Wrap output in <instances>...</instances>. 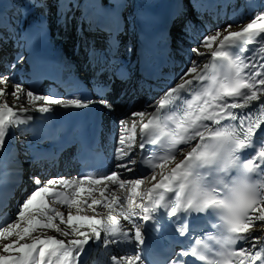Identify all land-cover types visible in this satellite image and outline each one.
Segmentation results:
<instances>
[{
  "label": "snow or ice",
  "instance_id": "6c2138e0",
  "mask_svg": "<svg viewBox=\"0 0 264 264\" xmlns=\"http://www.w3.org/2000/svg\"><path fill=\"white\" fill-rule=\"evenodd\" d=\"M52 2L65 26L79 10L80 21L86 20L91 30L109 34V47L103 51L93 47L88 56L90 63L102 61L97 78L111 73L118 63L117 36L123 30L125 0ZM28 3L50 11L48 0ZM228 5L229 0H223L219 6ZM200 7H206L200 0H176L171 14L174 24L182 22L180 34L192 45L187 50L180 44L173 47L171 33H140L142 66L152 68L164 55L177 71L163 84L148 83L159 80L151 74L138 82L137 90L149 97L158 90L159 95L116 120L112 170L46 180L33 175L30 191L15 179L19 163L8 150L15 132L23 126L36 134L33 125L40 120L41 136L58 140L64 125L50 127L57 108L71 115L87 113L97 105L110 114L117 107L109 93H96L97 87H106L103 83L93 85L95 95H86L78 81L69 84L45 76L46 66L60 70L62 65L39 50L49 35L44 23L28 25L26 8L16 17L0 10V43L11 40L20 49L8 65L11 71L0 73V167L8 169L10 177L0 189V211L5 216L0 220V240L5 241L0 246V264H85L84 254L94 244L110 257V264H264V11L238 30H232L237 23L233 20L217 27L214 34H193L188 29L194 21L188 17ZM17 17L24 18V28ZM136 18L151 22L143 14ZM25 49L30 55L24 54ZM180 57L188 63L181 66ZM202 61L206 62L201 66ZM26 62L32 64L34 82L54 79L72 89V95L41 93L34 84L26 87L15 73ZM117 75L132 76L123 65ZM9 95L16 104L8 102ZM25 99L30 108L20 103ZM70 142H78L85 156L94 148L78 128ZM10 186L24 191L11 215L6 211L11 205L6 200ZM201 216L213 232L205 233V226L195 222ZM212 217H218V222ZM169 226L195 244L169 249V259L155 261L150 234H165ZM113 247L128 254L113 255Z\"/></svg>",
  "mask_w": 264,
  "mask_h": 264
},
{
  "label": "bare ground",
  "instance_id": "6f19581e",
  "mask_svg": "<svg viewBox=\"0 0 264 264\" xmlns=\"http://www.w3.org/2000/svg\"><path fill=\"white\" fill-rule=\"evenodd\" d=\"M81 1H84V0H80V3ZM215 1L220 2V4L223 3V0H200V2L204 4L206 7L198 8L197 13H192L190 17H188L194 21L193 24L189 25L188 30L190 33L214 34L217 27L227 23L226 19L223 16H220L218 13L211 15L209 17L206 14ZM64 2L69 3L70 0H64ZM125 2L127 6L122 11L123 30L119 33L118 37L120 39V42H126L127 45H125V48H127L128 46L133 49L131 53L128 52L126 49L124 50V52L122 50V54H120L122 57L127 58V64L132 63L134 58H137V57L139 58V53H140V48H141L140 33L142 32L149 36H158L161 33L167 35L168 33H171V37L173 40V47H175V44H180L179 41L182 42L180 46L185 50H187L189 47L192 46L188 42V38L180 34V25L182 22L177 21L174 24L171 19V14L174 11V5H175L176 0H125ZM232 2H233L232 0H229L228 7L232 5ZM37 3H39V0H37ZM48 3H49L50 11L47 9H44L43 6L34 8L28 3V0H3V4H0V10H3L8 15L11 14L13 17H16V14L18 12H21L26 8L27 9L26 18H27L28 25L34 26L35 24L37 23L39 24L42 21L44 25L46 26V28L48 29V32H49L48 40H50V38L53 37V32L50 31L49 17L51 14L55 13L56 5L52 2V0H48ZM253 3H254L253 5L254 10H252L253 13L245 14V17L248 20L256 13L260 11H264V0H255V2ZM75 13L81 15V12L79 10H76ZM239 13L240 12L238 9H234L231 20H235L236 18H238ZM137 14H143L144 16L148 17L151 22L147 24L142 23L140 19L136 18ZM129 17H131V24H132L131 26H129V23H130V20L128 19ZM16 22L20 28L25 27L23 17H17ZM133 24H134V27H133ZM241 26H236L232 30H238ZM19 50L20 49L17 47V45L11 40L0 43V54L3 52L5 53V57L3 59L0 58V73H7L11 71L8 65L14 59L17 51ZM39 50L50 61H52L51 56H50L51 47L49 44L46 47H44V45L39 46ZM201 51H204V49L201 48ZM208 58L210 59V57ZM167 62L169 63V60L165 56V63ZM179 62L181 66L186 65L188 63V61L185 60L183 57L179 58ZM204 62L206 61L201 62V66H202V63ZM26 63L30 67H32L31 62H26ZM67 63H71V62L67 61ZM47 67L48 66H46L44 69H46ZM138 67H139V63L137 61L135 64V68L138 69ZM160 71L163 72V69H161ZM172 71L174 73L175 71H177V69L173 68ZM15 73H16L17 79H22L25 86L27 87L28 85L26 82L28 81V77H27L28 74L24 70L23 66L19 65L15 69ZM173 73H171V75ZM163 79H162L163 83H166L170 78L164 79V80ZM47 84L48 83H44L43 85H40L38 87L41 93H47L48 91ZM135 84H136V81H133L132 85L134 86ZM85 93L93 95L94 94L93 86H88V90H85ZM147 98H148V93H143L142 95L138 96L133 101V104H125L123 107L120 108L122 109L121 111L120 109H117L116 112L112 113L111 116L113 118L112 121L114 125L116 126L115 122L117 119L124 116V111L126 112V116H128L130 111H136V110L141 109L144 106V103L148 101ZM6 99L8 100L10 104H16V101L10 95L6 97ZM110 99L113 101L114 96L112 97L110 96ZM113 102L117 104V101H113ZM20 103L23 104V106L26 108L31 107L27 103L26 99L20 101ZM136 119L138 121L140 118H136ZM128 123L129 125H131V120H129ZM22 128L23 127H21V130ZM21 130L14 133V137H15L14 140L16 144L18 143V147L20 149L27 147V143H28L26 140H24L27 136H22ZM12 143H13L12 141L9 142V144H12ZM9 144H8V148H9ZM9 152L11 151L9 150ZM23 160L25 161L26 158H24ZM3 170L6 172L9 171L3 167H0V178L2 176ZM110 170H112L111 164L108 165V171ZM24 180H25V183H22ZM18 181L19 183L22 184V189L29 191V187L30 185H32V182L30 183L29 181H27L25 176L23 178L21 176ZM14 195H15V199L12 198L13 193L11 196L9 195V197L7 198V200L11 201V205L6 209L9 215H11L14 212L16 200H19L23 197L24 191L15 190ZM117 195H120L119 191H117ZM98 210L102 211V209H98ZM63 211L66 212V209H64ZM1 212L3 211H0V214ZM48 234L55 235L56 233H54L51 230H48ZM4 242L5 241L0 240V246H2V243ZM123 252L124 251L120 249L113 250V254L118 255V256H122ZM84 260H85V264H90L88 257L84 258ZM109 264H110V261H109Z\"/></svg>",
  "mask_w": 264,
  "mask_h": 264
},
{
  "label": "rangeland",
  "instance_id": "374dc122",
  "mask_svg": "<svg viewBox=\"0 0 264 264\" xmlns=\"http://www.w3.org/2000/svg\"><path fill=\"white\" fill-rule=\"evenodd\" d=\"M233 2H232V4L233 3H237V4H239L240 5V13H239V15H238V18H236L235 19V21H237V23H235L234 25H233V28L234 27H236V26H241V25H243L244 23H247V18L245 17V14L246 13H253V11L252 10H254L253 9V5H254V0H232ZM250 1V2H249ZM247 5H248V7H247ZM250 5V6H249ZM11 15V14H10ZM12 16V15H11ZM226 21H227V23H229V22H231V21H233V20H228V19H226ZM2 54L3 53H1L0 54V57L2 56ZM122 110V109H121ZM124 116H126V112L124 111ZM109 130H111V133H114L115 132V127L113 126V127H109ZM32 187H33V185H30V188H29V191L32 189ZM120 193V192H119ZM97 195H98V193H97ZM57 207L58 208H60V210L61 211H63L64 209H66V208H64V207H62V206H60V205H57ZM126 254H128L126 251H124L123 252V255H126Z\"/></svg>",
  "mask_w": 264,
  "mask_h": 264
}]
</instances>
